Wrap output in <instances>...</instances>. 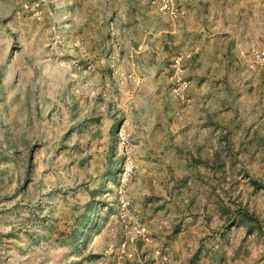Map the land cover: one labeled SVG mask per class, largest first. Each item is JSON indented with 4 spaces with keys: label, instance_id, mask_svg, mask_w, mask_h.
<instances>
[{
    "label": "rangeland",
    "instance_id": "374dc122",
    "mask_svg": "<svg viewBox=\"0 0 264 264\" xmlns=\"http://www.w3.org/2000/svg\"><path fill=\"white\" fill-rule=\"evenodd\" d=\"M174 5L0 0V264H264V0Z\"/></svg>",
    "mask_w": 264,
    "mask_h": 264
},
{
    "label": "built area",
    "instance_id": "2783aa9c",
    "mask_svg": "<svg viewBox=\"0 0 264 264\" xmlns=\"http://www.w3.org/2000/svg\"><path fill=\"white\" fill-rule=\"evenodd\" d=\"M144 3L158 8L162 14H166L171 18H176L180 14L179 8L174 5V0H142ZM114 29V28H113ZM178 64V61L175 62Z\"/></svg>",
    "mask_w": 264,
    "mask_h": 264
},
{
    "label": "crops",
    "instance_id": "0c3cea01",
    "mask_svg": "<svg viewBox=\"0 0 264 264\" xmlns=\"http://www.w3.org/2000/svg\"><path fill=\"white\" fill-rule=\"evenodd\" d=\"M188 0H176V3L177 4H182V3H185V2H187ZM139 3L141 4V5H143V6H145L141 1H139ZM146 7V6H145ZM147 8H149V7H147Z\"/></svg>",
    "mask_w": 264,
    "mask_h": 264
}]
</instances>
